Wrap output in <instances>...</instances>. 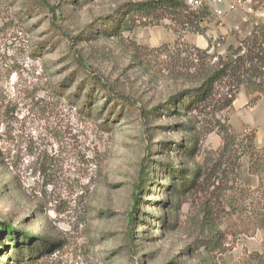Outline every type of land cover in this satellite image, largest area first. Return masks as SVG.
<instances>
[{"label":"rangeland","instance_id":"obj_1","mask_svg":"<svg viewBox=\"0 0 264 264\" xmlns=\"http://www.w3.org/2000/svg\"><path fill=\"white\" fill-rule=\"evenodd\" d=\"M127 1L88 0L53 19L27 13L25 0H0V228L6 223L25 238L60 243L36 264H264V95L250 105L244 88L236 93L235 83L223 80L201 113L160 116L147 130L138 109L112 115L104 127L113 103L101 92L87 113L89 87L77 89L79 73L57 93L79 56L106 86L139 108H154L220 68L230 48L264 25L263 0L232 11L224 5L222 17L202 0L199 8L188 6H211L199 23L187 15L135 18L138 26L119 37L71 41ZM52 23L66 40L53 37ZM40 42L46 48L39 55ZM189 120L200 144L186 164L203 174L193 192L178 198L165 192L168 177L159 164L181 159L149 148L189 138L180 127ZM146 158L152 180L134 202ZM0 242V264H13L6 254L14 242L2 232Z\"/></svg>","mask_w":264,"mask_h":264},{"label":"trees","instance_id":"obj_2","mask_svg":"<svg viewBox=\"0 0 264 264\" xmlns=\"http://www.w3.org/2000/svg\"><path fill=\"white\" fill-rule=\"evenodd\" d=\"M25 1L27 13H40V11L51 13L53 19H56L58 15L65 16L70 5L80 6L88 0H58L57 6L51 5L48 0ZM186 2L187 0H129L119 5L110 14L98 17L86 25L84 31L88 33L85 36L79 34L70 39L73 42H77L78 40L87 41L95 39V35H102L107 38L119 37L123 32L131 31L138 26L133 22L135 18L141 20L156 19V21H160L169 17L184 19L186 16L184 18L180 17L187 15L189 20L198 23L205 21L210 12L209 8L206 6L203 9L189 12L190 8ZM140 25L142 26L143 24L140 23ZM51 28L54 32L53 37H58L59 41L67 39L62 27L52 23ZM38 45L39 48L36 51L40 55L43 49L46 48V42H40ZM239 45L235 50L234 47L229 49L230 52L220 68L218 67L211 72L202 74L193 86L179 91L170 96L164 103L151 109L144 106L139 108L137 100L115 90L113 86H106L97 75L89 74L82 62H80L79 56H76L74 59L76 70L58 85L57 93L63 95L67 90V85L72 83L77 78V73H79L83 80L77 89L81 91L85 88V85L89 87L83 104V107L87 109V113H91L94 108L96 91L101 92L105 99L113 103L103 124L107 129L110 127L111 116L116 114L119 117L124 111L138 109L140 119L147 130L153 128L152 123L160 116L175 117L184 114V117H188L197 111L201 113L212 101L217 85L223 80H230L235 83L236 93L240 88H244L247 96L252 98L249 102L252 105L264 95V25L254 27L249 36L239 41ZM118 107L119 109H117ZM188 122L189 124H181L180 127L190 133L191 136L189 138L185 139L181 137L180 141L176 143L161 141L150 145L149 148L150 154L159 151L168 158H171V155L175 154V156L181 159L179 164H173L172 162L171 165L159 164L161 170L168 177L166 181L169 182V185L165 187V192L174 194L176 192L178 198L193 192L198 187L199 180L203 174L199 166L188 168L186 164V162L195 161L200 144L199 137L192 135L195 127L191 124V120ZM149 138L151 139L152 135ZM149 163V158L143 159V167L139 176L140 182L135 185V192L137 194L134 196V202L140 199L139 195L143 191L144 182L152 180L148 173ZM170 207H172V204ZM136 220L137 212L132 210L128 215L127 230V239L130 247L133 246L131 245L133 237L131 229L135 225ZM0 232L5 234L11 242H14L12 246L13 252L6 254L7 258L12 259L13 264H36L39 259L50 253L51 248L60 245V243H52L47 244V246L46 242H48V239L44 238H25L15 228L10 226L7 229L6 223L1 224ZM22 236L23 240L20 241V237ZM0 245H2V242H0Z\"/></svg>","mask_w":264,"mask_h":264},{"label":"built area","instance_id":"obj_3","mask_svg":"<svg viewBox=\"0 0 264 264\" xmlns=\"http://www.w3.org/2000/svg\"><path fill=\"white\" fill-rule=\"evenodd\" d=\"M253 0H208L209 4L213 7L212 12L216 17L223 16V6L227 5L230 11L244 7L247 3H251ZM202 0H187V5L191 8H199L202 6ZM208 5L209 7H211ZM208 7V8H209Z\"/></svg>","mask_w":264,"mask_h":264}]
</instances>
